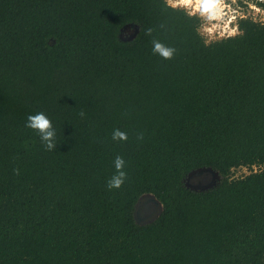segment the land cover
<instances>
[{"label":"trees","instance_id":"trees-1","mask_svg":"<svg viewBox=\"0 0 264 264\" xmlns=\"http://www.w3.org/2000/svg\"><path fill=\"white\" fill-rule=\"evenodd\" d=\"M199 21L166 0H0V264H264V22L206 42ZM202 168L215 185L187 186ZM143 194L161 211L138 223Z\"/></svg>","mask_w":264,"mask_h":264},{"label":"clouds","instance_id":"clouds-1","mask_svg":"<svg viewBox=\"0 0 264 264\" xmlns=\"http://www.w3.org/2000/svg\"><path fill=\"white\" fill-rule=\"evenodd\" d=\"M168 4L173 7H181L185 9L189 16H198L205 26V31L212 32L219 29L225 22V0H168ZM152 29L146 30V35H151ZM231 35H235L233 30ZM152 52L155 55L160 56L164 60H171L176 52V49L165 45L159 40H152ZM81 117L85 115L83 111L79 113ZM25 127L34 130L40 136L41 141L44 143L46 150L52 151L55 148L56 130L52 125V121L43 112H37L32 115H28ZM140 134L138 139H142ZM112 139L118 141H126L128 139L127 133L115 129L112 133ZM115 174L108 180L107 188L120 189L127 180V174L124 171L125 160L121 156H116L114 160ZM16 174H19L18 170H14Z\"/></svg>","mask_w":264,"mask_h":264},{"label":"rangeland","instance_id":"rangeland-1","mask_svg":"<svg viewBox=\"0 0 264 264\" xmlns=\"http://www.w3.org/2000/svg\"><path fill=\"white\" fill-rule=\"evenodd\" d=\"M262 1H264V0H225V5H226V7H225V12H226L225 20H226L227 16L231 15L232 13H234L236 11L235 15L240 16L242 13V16H244V17H250V18L255 19L257 21L264 22V9L261 8L260 5L256 4L257 2H262ZM166 3L168 4V0H166ZM178 8H181V7H178ZM241 18H243V17H241ZM237 21H238V18L236 17L235 19H233V22L231 24V26L235 25V27H225V23H226V21H225L221 25V27L219 29H217V32L219 33V35H222L223 37L227 36V35H231L230 33L233 30H235V34H236L238 32ZM199 22L200 23H199L198 30H199L200 34H202L204 36L206 42H208L209 40H212V39H208V38L217 39L215 37L219 36V35L216 34V30H213L212 32L205 31L204 22L201 19ZM223 28L225 30H222ZM135 33H136V27L129 24V25H126L122 28V30L120 32V36L124 39H130L133 37V35ZM202 170L208 171L211 174L210 176L212 178L210 180V182L206 186H204L203 188L206 189V188H209V187L215 185V183L217 182V180L219 178L218 175L213 170H211L209 168L202 169ZM252 170L256 171V170H258V167L257 166H253L251 168L237 167V168L232 170L231 175H232V177H240L242 175L249 173ZM185 183L187 186L192 188L191 180L186 179ZM149 197L150 196H147V198H149ZM158 211H159V207L157 209V212ZM136 220L139 223H143V221H140L138 218H136Z\"/></svg>","mask_w":264,"mask_h":264},{"label":"water","instance_id":"water-1","mask_svg":"<svg viewBox=\"0 0 264 264\" xmlns=\"http://www.w3.org/2000/svg\"><path fill=\"white\" fill-rule=\"evenodd\" d=\"M130 25L135 26L134 24H130ZM136 31H137V27H136ZM202 169L195 170L188 175L187 179L191 180L192 188L194 187L193 189L198 188L199 190H203L204 189L203 187L206 186L212 179L210 176L211 174L208 171ZM147 196L150 197L147 198ZM158 207H159V211L157 212ZM160 211H161L160 202L152 194H143L135 203L134 217L135 219L138 218L140 221H143V223H147L154 220L158 216Z\"/></svg>","mask_w":264,"mask_h":264},{"label":"built area","instance_id":"built-area-1","mask_svg":"<svg viewBox=\"0 0 264 264\" xmlns=\"http://www.w3.org/2000/svg\"><path fill=\"white\" fill-rule=\"evenodd\" d=\"M236 14V11L234 12V13H232L231 15H229V16H227L226 17V23H225V27H235V25L234 26H231V24H232V22H233V19H235L236 17L239 19V18H241V17H244V16H242V13H241V15L239 16V15H235ZM227 24V25H226ZM230 25V26H229ZM224 27V28H225ZM222 29V30H225V29ZM216 34L217 35H219V33L217 32V29H216ZM227 36H229V35H227ZM220 37H223L222 35H219V36H216L215 38H220ZM225 37V36H224ZM208 39H214V38H208Z\"/></svg>","mask_w":264,"mask_h":264}]
</instances>
